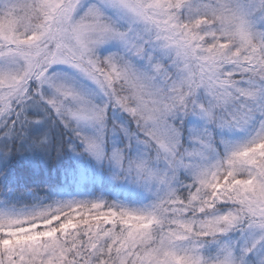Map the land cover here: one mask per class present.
I'll list each match as a JSON object with an SVG mask.
<instances>
[{
	"label": "snow or ice",
	"instance_id": "1",
	"mask_svg": "<svg viewBox=\"0 0 264 264\" xmlns=\"http://www.w3.org/2000/svg\"><path fill=\"white\" fill-rule=\"evenodd\" d=\"M110 42L120 50L101 54ZM57 65L94 82L103 103L55 80ZM28 101L42 102L45 116L98 160L164 194L146 209L69 201L31 215L0 212V264H251L255 243L222 238L258 233L264 241V0H9L0 14V116L15 119L3 135L40 122L27 115ZM109 107L134 124L119 127L126 148L144 145L142 157L120 148L106 156L102 136L83 134L104 127ZM190 115L254 132L222 141L223 156L210 160L207 128L194 137L197 148H181ZM182 169L192 175L184 193L173 186ZM211 244L217 251L206 255Z\"/></svg>",
	"mask_w": 264,
	"mask_h": 264
},
{
	"label": "trees",
	"instance_id": "2",
	"mask_svg": "<svg viewBox=\"0 0 264 264\" xmlns=\"http://www.w3.org/2000/svg\"><path fill=\"white\" fill-rule=\"evenodd\" d=\"M137 63L142 67L141 61ZM88 98L97 104L104 101L99 93H91ZM33 103L34 106H29L31 103L27 102L28 116L40 122L28 125L22 134L12 137L3 135L15 116L8 115L0 119V208L11 212L29 208L34 210L37 206H57L69 202L68 196H77L78 191H88L109 205L130 200V192L120 188L123 175L121 168L110 159L97 162L70 130L59 122L53 123L52 117L45 116L43 103ZM119 126L129 130L135 127L126 113L109 107L104 127L92 126L90 132L84 129L83 134L93 138L102 136L106 156L120 148L129 158L130 151H136V147L133 149L135 141L131 148H126L127 138ZM16 127L19 129L20 125ZM188 131L189 124L184 119L181 125L182 146L188 144ZM212 136L213 145L217 146L219 136L214 132ZM40 140L44 142L38 143ZM135 145L139 144L136 142ZM140 145L144 148V145ZM178 179L181 185L189 184L192 180L190 170H180ZM179 191L184 193L186 189L181 186ZM214 246L209 245L205 252L212 253ZM247 259L251 264H258L252 252Z\"/></svg>",
	"mask_w": 264,
	"mask_h": 264
},
{
	"label": "rangeland",
	"instance_id": "3",
	"mask_svg": "<svg viewBox=\"0 0 264 264\" xmlns=\"http://www.w3.org/2000/svg\"><path fill=\"white\" fill-rule=\"evenodd\" d=\"M9 2V0H0V14H2L4 6ZM196 2V0H194ZM242 2L246 4H250L251 6H258L259 0H242ZM120 50V45L116 42H110L101 48V54H108L111 52H116ZM143 66V62H142ZM50 75L53 76L55 80L62 81L68 84H71L75 88H77L79 91H81L84 95L88 97L91 93H99L102 95L97 88V86L94 84V82H91L90 80L83 77L78 70L73 69L71 66L66 65H57L53 66L50 69ZM51 91V90H47ZM103 96V95H102ZM201 100H206V97L201 94ZM35 101H30V105L34 106ZM36 103V102H35ZM42 103V102H41ZM44 105V104H42ZM37 107V104H35ZM45 106V105H44ZM27 115L29 108L27 107L25 109ZM3 116H0V119ZM6 117V116H5ZM5 119V118H4ZM186 122L189 124V131H188V144H184V146H181L182 150H193L197 148L199 145L197 141L194 139V137L197 135V132L199 130H202L204 128H207L212 134H218L219 136V142L217 146H214L215 152L209 154V159H215L216 156H223L225 151V145L222 141H231V142H242L250 137L251 134L254 132V125H250L247 129H228V128H218L214 124H206L204 120L197 116H188L185 118ZM92 126H87L84 129H89ZM90 132V129H89ZM89 135V134H88ZM90 136V135H89ZM217 137V135H216ZM217 139V138H216ZM217 142V140H216ZM136 142H134L133 149L136 147V151H130V159H137L143 156L145 148L141 147L140 143L139 145H135ZM190 145L189 148H187ZM138 146V147H137ZM90 155H92L90 152H88ZM94 156V155H92ZM95 157V156H94ZM96 158V157H95ZM96 161L100 163L101 159H97ZM153 167L155 168H163L164 165L162 163H154ZM84 167H82L83 169ZM179 174V173H178ZM174 181L173 186L177 187L178 190H180L181 182ZM121 189L126 190L127 192H130L131 198L130 200H125L121 202L119 205L131 208V209H146L150 208L153 204H155L160 196L164 194V186L157 185L155 182H147V181H140L138 180L134 174H128L123 171L122 175V183L120 186ZM69 201L73 202H85V201H102L104 200L101 197H96L91 195L88 191H78L77 196H68ZM147 198V199H146ZM107 204V203H106ZM53 206V205H51ZM220 210L223 211L227 207V205H221L219 206ZM43 207L37 206V209L30 210L24 209L20 211H8L4 210L3 208H0V212L3 213H12V214H19L24 215L29 212L40 210ZM231 240L233 243L237 244H243L248 243L251 245L252 243L256 244V247L252 250V255L254 256V259H257V263L259 264L261 259H264V241H261L259 239L258 233H247L244 236H241L239 232H232L229 233L227 236L222 238V241H229ZM212 253H206V255H214L217 251V245L212 247Z\"/></svg>",
	"mask_w": 264,
	"mask_h": 264
},
{
	"label": "clouds",
	"instance_id": "4",
	"mask_svg": "<svg viewBox=\"0 0 264 264\" xmlns=\"http://www.w3.org/2000/svg\"><path fill=\"white\" fill-rule=\"evenodd\" d=\"M55 208H56V206H51V205H49V206H47V207H43V208H41L40 210L33 211V212H29V213L24 214V215L35 214V213L38 212V211H49V210H54Z\"/></svg>",
	"mask_w": 264,
	"mask_h": 264
}]
</instances>
